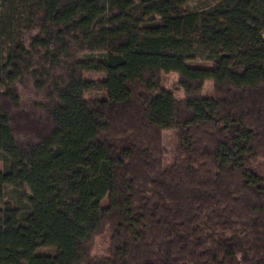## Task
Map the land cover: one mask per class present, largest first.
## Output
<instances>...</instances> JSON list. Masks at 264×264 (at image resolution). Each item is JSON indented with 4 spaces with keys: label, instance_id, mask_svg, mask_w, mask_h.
<instances>
[{
    "label": "trees",
    "instance_id": "1",
    "mask_svg": "<svg viewBox=\"0 0 264 264\" xmlns=\"http://www.w3.org/2000/svg\"><path fill=\"white\" fill-rule=\"evenodd\" d=\"M0 162V264H264V0H0Z\"/></svg>",
    "mask_w": 264,
    "mask_h": 264
},
{
    "label": "rangeland",
    "instance_id": "2",
    "mask_svg": "<svg viewBox=\"0 0 264 264\" xmlns=\"http://www.w3.org/2000/svg\"><path fill=\"white\" fill-rule=\"evenodd\" d=\"M209 5L208 2L204 1H193L189 3V9L193 11H202L204 10L207 6ZM189 64L191 66H199V67H205V68H210L212 67L211 62H205L202 60H194L190 61ZM84 79H92L95 81L101 80L105 77L104 74H97V73H85L83 75ZM180 79L179 74L177 73H170V74H164L163 75V87L167 91H171L174 93L175 97L177 99H183L184 93L183 90L177 88L178 81ZM213 83L211 80H208L205 84V87L203 89V96L208 98L213 96ZM104 95L100 92H90L85 95V98L87 100H99L103 97ZM163 145L166 149V162L167 164L172 163L174 157H175V151L177 149V137L174 131H164L163 133ZM3 170V164L0 162V172ZM6 201L12 202L14 204L13 198L11 191L8 190L6 192ZM108 200L105 199L103 201V206H107ZM2 206V203H0V207ZM109 251V237H108V232L105 233L103 236L97 239L96 245L94 249L92 250V255L94 257H101V256H106L108 255ZM38 254L42 255H49V256H54L56 251L53 248H39L37 250Z\"/></svg>",
    "mask_w": 264,
    "mask_h": 264
}]
</instances>
